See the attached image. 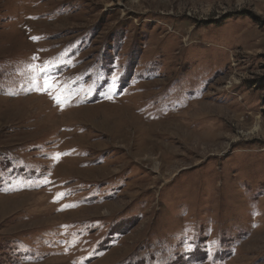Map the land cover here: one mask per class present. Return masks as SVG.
I'll list each match as a JSON object with an SVG mask.
<instances>
[{
  "label": "rangeland",
  "instance_id": "1",
  "mask_svg": "<svg viewBox=\"0 0 264 264\" xmlns=\"http://www.w3.org/2000/svg\"><path fill=\"white\" fill-rule=\"evenodd\" d=\"M0 264H264V0H0Z\"/></svg>",
  "mask_w": 264,
  "mask_h": 264
},
{
  "label": "snow or ice",
  "instance_id": "2",
  "mask_svg": "<svg viewBox=\"0 0 264 264\" xmlns=\"http://www.w3.org/2000/svg\"><path fill=\"white\" fill-rule=\"evenodd\" d=\"M29 71L32 73L29 90L50 95L63 110V107L68 104L67 96L64 95L67 89L62 88L58 81L49 74L50 69L48 67L37 69L35 66L30 65ZM60 155L61 154H57L53 159L58 161Z\"/></svg>",
  "mask_w": 264,
  "mask_h": 264
}]
</instances>
